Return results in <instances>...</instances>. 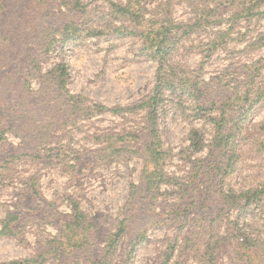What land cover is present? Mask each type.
<instances>
[{
	"label": "rangeland",
	"instance_id": "1",
	"mask_svg": "<svg viewBox=\"0 0 264 264\" xmlns=\"http://www.w3.org/2000/svg\"><path fill=\"white\" fill-rule=\"evenodd\" d=\"M50 1L4 0L2 31L10 40L0 45V57L7 59L6 67L0 69V232L10 212L20 221L14 233H0V263L23 262L43 254L35 264H92L98 258L97 250L106 247V238L124 218L129 226L113 264L119 260L162 264L175 241L178 244L169 264H210L211 258L216 264H237L243 254L242 231L252 242L264 244V201L242 209V196L264 184V103L247 125L251 142L241 143L228 155L233 157V166L218 184L208 180L199 161L211 155L216 135L212 118H218L219 112L199 113L188 94L167 97L157 124L168 154L166 172L173 181L162 184L157 202L149 200V204L148 200L130 199L133 185L141 181L142 156L115 140L128 131L137 133L144 126V112L87 115L96 112V106L125 109L151 96L158 65L143 38L133 33L148 25L145 21L159 22L166 16L174 34L180 33L170 65L185 79L202 66L203 79L209 82L231 64L251 65L264 58V46L250 48L264 36V17L250 23L241 20L226 47L219 46L203 63L210 42L227 29L232 18L226 12L209 24H198V17L211 9L209 0H138L145 9V21L139 17L136 22L113 6L125 5L127 0H82L85 13L75 15L80 22L78 36L57 43L41 60V74L24 77L21 71L33 66L19 53L37 50V26L63 24L74 17L60 0ZM62 64L69 74L65 88L54 81L55 70ZM27 77L29 88L24 81ZM5 84H20L7 104ZM214 94L227 95L224 91ZM193 130L203 134L201 152L196 153L191 145ZM98 156L104 158L103 163L97 162ZM197 171L202 177L191 185ZM69 196L79 199L96 229L88 242L94 251L87 247L63 262L54 259L55 254H45L52 245L64 242L58 238V229L72 213ZM216 199H222L224 206L218 207ZM62 247L67 249L64 243Z\"/></svg>",
	"mask_w": 264,
	"mask_h": 264
},
{
	"label": "trees",
	"instance_id": "2",
	"mask_svg": "<svg viewBox=\"0 0 264 264\" xmlns=\"http://www.w3.org/2000/svg\"><path fill=\"white\" fill-rule=\"evenodd\" d=\"M63 6L69 8L70 13H74V17L69 21L60 24L56 23H42L35 30L37 36L35 37V44L37 50L21 51L19 55H24V59H28L33 68L26 71H21L24 77L30 73L31 76H36L42 73L41 60L46 58L50 51L57 45V43L65 44L78 36L76 26L80 23L79 19L75 17L78 14H84V3L82 0H60ZM125 5L113 6L122 12H125L130 18L136 22L139 17L144 20L145 9L140 5L138 0H127ZM212 4L206 12L198 17V24H209L214 17H221L229 12L232 14L230 23L225 31L217 33V37L210 42V48L207 50V56L203 63H206L213 56L214 52L219 46L226 47L229 40L233 39L234 31L238 23L242 20L250 23L256 19L260 20L264 17V0H209ZM51 0L50 3H53ZM6 11L4 0H0V45L3 41H8L9 36L2 31V21ZM145 21V20H144ZM146 26L142 30H134L135 35H140L146 48L151 52V57L157 62L156 80L151 96L140 102L139 104L125 109H109L104 106H96V112H88L87 115L92 117L94 115L103 114L106 112L116 113L118 115H134L139 112H144L145 123L142 128L136 133L128 131L124 135H116V142L124 144V148L132 149L133 154L141 155L143 158V168L140 176V184L133 185L130 199L138 202L148 200L157 202L158 193L162 184L172 183L173 179L166 172V161L168 159L167 152L162 147L161 135L158 129L157 119L164 111L167 97L170 95H178L183 98L184 95L191 97L197 106V111L206 115L215 110L219 112L218 118H212L216 127V135L210 145L211 155L205 160H200L199 169H205V176L208 180L219 183V178L226 175L233 166V157L228 158L229 154H234L240 144L243 142H251V133L248 130L250 118L254 111L264 103V58H261L253 64H231L216 78L207 82L202 76V66L193 72L192 77L187 79L176 66L170 65L171 53L178 43L177 37L180 33L174 34L169 23V19L165 16L161 21L153 22L152 20L145 21ZM139 25V24H138ZM137 25V26H138ZM57 35L61 40L57 39ZM80 36V35H79ZM19 38V35L18 37ZM20 39V38H19ZM264 46V36L259 37L254 41L250 48L259 49ZM15 46L14 49H18ZM248 49V48H247ZM17 51V50H16ZM14 51V52H16ZM6 57H0V69L5 66ZM205 65V64H204ZM51 74V73H48ZM29 75V76H30ZM28 76V77H29ZM68 70L65 64L59 65L54 73V81L60 87L65 88L66 79L68 78ZM24 79L25 86L29 88V81ZM186 77V76H185ZM191 79V80H190ZM18 85L4 86V92L9 100L6 104L12 101L16 93L15 88ZM216 91H224L226 96L218 97L214 93ZM168 93V94H167ZM14 99V98H13ZM4 136V134H1ZM191 145L195 152H201L204 149L203 134L199 130H193L190 134ZM114 140V138H107ZM237 140V141H236ZM260 145V144H259ZM264 147V144H262ZM134 148V149H133ZM97 162L103 163L104 158L98 156ZM229 160V161H228ZM228 161V162H227ZM75 168V166H74ZM199 171L195 172L191 177L190 184L194 185L200 181ZM38 195V194H36ZM220 197L219 194H217ZM243 211H247L251 203H262L264 201V184L260 189L254 192L247 193L242 196ZM219 201V206H224L222 199ZM215 201V200H214ZM212 202L215 207L216 202ZM68 204L71 208V215L68 220L63 221L59 225V239L65 244L66 248L60 245H52L45 254H55L52 256L58 261H67V258L87 247L94 251L89 245L91 233L96 229V223L93 219L82 210L81 203L76 196L68 197ZM147 204V203H146ZM212 206V207H213ZM213 207V208H214ZM221 210V208H219ZM218 211V210H217ZM219 217V216H217ZM20 221L17 214L10 212L2 223L1 234L14 233V225ZM128 218L121 220L117 226L114 234H110L106 238V247L98 249V258L92 260V264H113L115 255L119 247L121 239L125 236L128 226ZM178 242L172 243L169 248L171 253L166 261L162 264H169L174 251L176 250ZM138 243L132 245L131 252L127 254V260L130 255L135 252ZM53 250V251H52ZM69 250V252H67ZM183 252V251H182ZM242 260L237 264H264V244H257L252 242L249 237L242 231ZM41 254L32 260L23 262H10L0 264H35L39 263V259H43ZM216 260L211 258L210 264H216ZM117 264H126L124 260L116 261Z\"/></svg>",
	"mask_w": 264,
	"mask_h": 264
}]
</instances>
